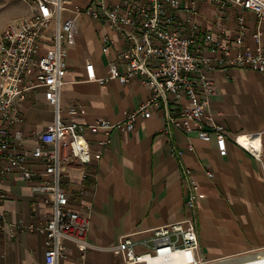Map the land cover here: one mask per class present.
<instances>
[{
    "label": "crops",
    "instance_id": "crops-1",
    "mask_svg": "<svg viewBox=\"0 0 264 264\" xmlns=\"http://www.w3.org/2000/svg\"><path fill=\"white\" fill-rule=\"evenodd\" d=\"M71 1L73 5L79 2ZM19 6L21 14L6 24L25 15L26 7L21 3ZM214 9L210 3L199 7L195 23L202 30H221L231 37L241 35L250 51L264 49V23H258L253 13L232 6ZM240 16L243 27L238 23ZM76 29L75 42L66 51L65 84L59 96L61 118L86 125L99 119L118 122L138 109L151 92L141 85V76L126 84L109 79V63L121 67L117 51L126 46L119 33L102 28L85 13L77 18ZM257 30L259 45L253 39ZM104 37L109 40L104 41ZM87 66L93 67L104 83L87 81ZM200 77L202 81L196 78L198 99L175 102L169 97L171 111L192 108L206 100L202 122L212 117L229 135L261 133L264 162V72L225 68L202 71ZM208 91L211 94L205 96ZM71 109L75 114H70ZM22 110L25 121L15 130L26 137L41 131L53 118L41 92L29 94ZM163 116L160 105L151 110L148 119L139 117L132 132L113 131L104 152L98 145L103 137L87 135L93 159L99 157V161L87 168L85 179L81 168L65 169L63 188L69 210L90 219L87 240L91 248L82 257L74 243L64 242L60 264H122L111 251L121 237L133 235L135 253H146L144 243L151 238L148 230L189 214L172 146L181 152V164L192 172L199 196L196 227L205 257L236 261L264 252V166L231 141L227 142L226 155L221 156L214 136L204 142L195 131L186 133L174 128L167 134L163 131ZM33 145V140L26 139L22 149L29 152ZM207 172L213 177L208 178ZM30 184L0 172V264H44L43 238L36 230L45 223L50 208L31 191ZM241 262L238 264H258L264 262V255Z\"/></svg>",
    "mask_w": 264,
    "mask_h": 264
},
{
    "label": "built area",
    "instance_id": "built-area-1",
    "mask_svg": "<svg viewBox=\"0 0 264 264\" xmlns=\"http://www.w3.org/2000/svg\"><path fill=\"white\" fill-rule=\"evenodd\" d=\"M15 1L27 11L0 30V172L30 182L31 191L50 208L45 223L36 230L43 238L44 264H60L66 241L74 243L82 257L91 248L87 240L90 219L69 210L63 188L65 169L81 168L85 179L87 168L99 161V157L93 159L88 134L103 137L98 145L104 152L113 131L132 132L139 117L148 119L151 110L162 105L165 133L174 128L186 133L195 131L204 142L214 136L221 156L226 155L227 142L231 141L264 166L261 133L229 135L212 117L202 122L206 100L192 108L180 107L175 113L169 108V97L175 102L198 99L196 78L202 81V71L240 68L264 72V49L250 51L241 35L231 37L221 30L213 33L195 23L203 3H210L215 11L237 7L264 23V0H79L76 5L71 0ZM82 13L125 39V49L117 51L121 67L110 62L109 79L126 84L141 76V85L151 92L138 109L115 123L99 119L86 125L61 118L59 96L65 84L66 51L75 42L76 20ZM243 21L238 17L240 27ZM260 37L257 30L253 35L257 45ZM206 53L211 56H204ZM86 79L99 84L105 81L96 77L91 66L86 67ZM38 92L52 109L53 118L41 131L26 137L15 129L25 121L22 105L27 96ZM208 92L205 96L211 94ZM70 114L75 111L71 109ZM26 139L34 141L29 152L22 149ZM257 141L256 146L253 142ZM244 143L250 148L246 149ZM171 152L180 165L189 214L148 230L151 238L144 243L146 253H135L133 235L121 237L112 253L122 264H229L231 260H210L201 252L195 217L199 196L192 172L181 164V152L175 146ZM206 175L213 177L210 172Z\"/></svg>",
    "mask_w": 264,
    "mask_h": 264
},
{
    "label": "rangeland",
    "instance_id": "rangeland-1",
    "mask_svg": "<svg viewBox=\"0 0 264 264\" xmlns=\"http://www.w3.org/2000/svg\"><path fill=\"white\" fill-rule=\"evenodd\" d=\"M21 7L19 6V2L15 0H0V30L2 27L13 17H17L21 14ZM261 255H264L263 253L255 254L253 256H249L246 258H255L259 257ZM244 258V259H246ZM244 259L236 260V261H230L229 264H238V262H241ZM242 263V262H241ZM256 264V263H254ZM258 264H264V262L258 263Z\"/></svg>",
    "mask_w": 264,
    "mask_h": 264
},
{
    "label": "bare ground",
    "instance_id": "bare-ground-1",
    "mask_svg": "<svg viewBox=\"0 0 264 264\" xmlns=\"http://www.w3.org/2000/svg\"><path fill=\"white\" fill-rule=\"evenodd\" d=\"M253 144L257 146V145H258V142H257V143H256V142H253ZM245 147H246V149H249V148H250V147L248 146V144L245 145ZM178 260H179V257L176 256L175 261H178Z\"/></svg>",
    "mask_w": 264,
    "mask_h": 264
}]
</instances>
